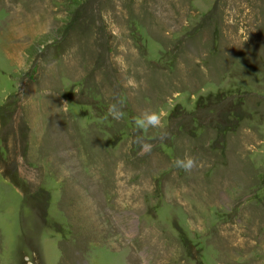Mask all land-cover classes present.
<instances>
[{
    "label": "rangeland",
    "instance_id": "374dc122",
    "mask_svg": "<svg viewBox=\"0 0 264 264\" xmlns=\"http://www.w3.org/2000/svg\"><path fill=\"white\" fill-rule=\"evenodd\" d=\"M0 264H264V0H0Z\"/></svg>",
    "mask_w": 264,
    "mask_h": 264
},
{
    "label": "clouds",
    "instance_id": "9594fccd",
    "mask_svg": "<svg viewBox=\"0 0 264 264\" xmlns=\"http://www.w3.org/2000/svg\"><path fill=\"white\" fill-rule=\"evenodd\" d=\"M123 104L122 102L114 103L110 105L108 112L109 115L112 116L113 119H121L124 116V112L122 110ZM134 130L137 133L147 132L149 128H162V118L160 117L158 112L154 111H146L140 116L134 118ZM166 137V133L164 134ZM141 136H137V140L141 139ZM176 166L182 168L184 171L188 172L196 166V161L192 157H186L184 160H177Z\"/></svg>",
    "mask_w": 264,
    "mask_h": 264
}]
</instances>
